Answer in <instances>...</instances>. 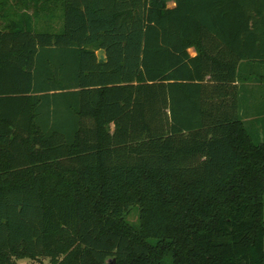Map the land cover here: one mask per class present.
<instances>
[{
	"label": "trees",
	"instance_id": "16d2710c",
	"mask_svg": "<svg viewBox=\"0 0 264 264\" xmlns=\"http://www.w3.org/2000/svg\"><path fill=\"white\" fill-rule=\"evenodd\" d=\"M247 80L264 0H0V264H264Z\"/></svg>",
	"mask_w": 264,
	"mask_h": 264
},
{
	"label": "crops",
	"instance_id": "0c3cea01",
	"mask_svg": "<svg viewBox=\"0 0 264 264\" xmlns=\"http://www.w3.org/2000/svg\"><path fill=\"white\" fill-rule=\"evenodd\" d=\"M173 6L175 3L171 1ZM190 52L195 55L194 48ZM249 72V70L247 71ZM239 87V115L253 129L263 131L264 129V82L258 80H247L238 82Z\"/></svg>",
	"mask_w": 264,
	"mask_h": 264
},
{
	"label": "rangeland",
	"instance_id": "374dc122",
	"mask_svg": "<svg viewBox=\"0 0 264 264\" xmlns=\"http://www.w3.org/2000/svg\"><path fill=\"white\" fill-rule=\"evenodd\" d=\"M172 4H173L172 2H169V3H168V5H172ZM59 24H60V21H59V22H58V21L55 22L54 25H55L56 29L59 28ZM130 219H131L132 221H136V220L138 219V214H137V212H134V213L130 216ZM22 261H24V262H30V261H32V260H30V259H25V260H22ZM44 263H45V264H50V261H49L48 259H45V260H44ZM107 264H114V260H112V259H108Z\"/></svg>",
	"mask_w": 264,
	"mask_h": 264
},
{
	"label": "water",
	"instance_id": "95a60500",
	"mask_svg": "<svg viewBox=\"0 0 264 264\" xmlns=\"http://www.w3.org/2000/svg\"><path fill=\"white\" fill-rule=\"evenodd\" d=\"M97 55H98V58L100 61H103L106 59V56H105V50L104 49H100L97 51Z\"/></svg>",
	"mask_w": 264,
	"mask_h": 264
}]
</instances>
